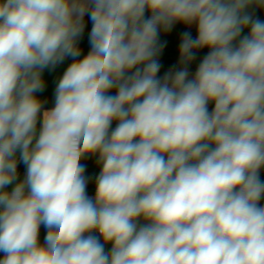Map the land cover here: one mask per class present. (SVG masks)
Instances as JSON below:
<instances>
[{"label": "clouds", "instance_id": "clouds-1", "mask_svg": "<svg viewBox=\"0 0 264 264\" xmlns=\"http://www.w3.org/2000/svg\"><path fill=\"white\" fill-rule=\"evenodd\" d=\"M259 11L0 0V264H264ZM177 24L178 60L160 75L161 33ZM69 59L46 107L43 74Z\"/></svg>", "mask_w": 264, "mask_h": 264}, {"label": "trees", "instance_id": "trees-1", "mask_svg": "<svg viewBox=\"0 0 264 264\" xmlns=\"http://www.w3.org/2000/svg\"><path fill=\"white\" fill-rule=\"evenodd\" d=\"M258 14L261 16L262 19H264V11H259ZM90 23H89V30H90ZM187 30L186 26L177 24L173 31L170 33H161V39L167 40L168 44L167 47L164 50V54L161 57V63L163 64V67L161 69L160 75H163L165 71H167L168 68H170L173 64H176L178 60V45L180 42V32ZM87 31L85 32V37L81 43V48L83 50L82 54H87L89 50V45L87 43ZM193 35H195V29H192ZM207 52V49L201 50L198 52V57H202ZM69 63L71 60H68ZM199 62V59L195 62H193L190 66V71L194 73L195 68ZM42 99H46L48 101L49 97L45 94L40 95ZM46 107H52V104L47 103ZM115 126V122L113 124V127ZM82 163H85L87 171L86 175L92 177V180L94 181L95 175L99 173L101 165H97L95 162V157H88L85 160L82 161ZM19 172L21 176H23L25 169L23 165H20ZM261 178L264 179V169L261 170ZM92 191V184L89 185V192ZM262 205H264V199L260 202ZM46 234L45 229L43 226L41 227V233H40V240L43 242L44 235ZM111 245H106V250L110 249Z\"/></svg>", "mask_w": 264, "mask_h": 264}, {"label": "crops", "instance_id": "crops-1", "mask_svg": "<svg viewBox=\"0 0 264 264\" xmlns=\"http://www.w3.org/2000/svg\"><path fill=\"white\" fill-rule=\"evenodd\" d=\"M62 65H59V66H57V68L54 70V71H48V70H46L45 72H44V79L46 80V83H47V89H46V91L44 92V93H42V94H45V95H48V94H50V95H52V97H53V92H51V90H50V84H49V82L50 83H52V82H56L59 78H60V76H62V70H63V66L61 67ZM49 73H51V75H52V81H49ZM51 92V93H50ZM42 94H39V95H42Z\"/></svg>", "mask_w": 264, "mask_h": 264}, {"label": "rangeland", "instance_id": "rangeland-1", "mask_svg": "<svg viewBox=\"0 0 264 264\" xmlns=\"http://www.w3.org/2000/svg\"><path fill=\"white\" fill-rule=\"evenodd\" d=\"M192 29H195V28L193 27ZM68 64H69V61H68V60H66L63 64H61V65L63 66L62 73L64 72V70L66 69V67L68 66ZM62 66H61V67H62ZM49 81H52V75H51V73H49ZM49 84H50V90H51V92H54L55 83H54V82H52V83L49 82ZM51 92H50V93H51ZM52 94H53V93H52ZM46 96L49 97V99H48V103L52 104V106H53V102H54V101H53V97H52V95L48 94V95H46ZM141 222H143V221H141Z\"/></svg>", "mask_w": 264, "mask_h": 264}]
</instances>
